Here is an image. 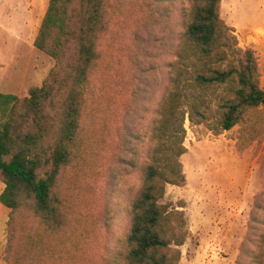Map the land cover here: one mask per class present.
I'll use <instances>...</instances> for the list:
<instances>
[{
    "label": "rangeland",
    "instance_id": "obj_1",
    "mask_svg": "<svg viewBox=\"0 0 264 264\" xmlns=\"http://www.w3.org/2000/svg\"><path fill=\"white\" fill-rule=\"evenodd\" d=\"M49 4L0 0V93L25 99L55 67L34 46ZM187 6L185 0L111 1L109 32L101 39L110 68L98 74L97 107L92 101L86 107L62 180L66 231L49 236L26 210L17 217L19 236L9 255L12 212L0 203V264H116L132 202L143 186L156 112L171 92ZM221 17L239 47L256 52L264 90V0H223ZM181 104L183 115L188 106ZM210 116L214 124L216 108ZM247 116L217 135L185 115L180 162L186 182L167 186L162 201L185 214L189 239L179 264H264V107ZM4 189L0 181V195Z\"/></svg>",
    "mask_w": 264,
    "mask_h": 264
},
{
    "label": "trees",
    "instance_id": "obj_2",
    "mask_svg": "<svg viewBox=\"0 0 264 264\" xmlns=\"http://www.w3.org/2000/svg\"><path fill=\"white\" fill-rule=\"evenodd\" d=\"M111 1L50 0L34 46L55 67L25 99L0 93V181L5 185L0 203L12 212L9 255L19 236L17 217L26 210L49 236L66 231L62 180L73 161L86 107L91 101L97 107L98 74L103 66L110 68L101 39L109 32ZM185 1L187 21L179 60L171 67V92L156 112L143 186L132 202L129 233L116 264L181 261V248L189 239L185 214L162 201L167 186L186 182L180 162L186 153L185 115L192 124L210 125L221 135L264 107L258 56L239 47L221 17L223 0ZM181 103L188 106L183 115ZM213 108L218 113L214 124ZM135 139L143 143L142 135Z\"/></svg>",
    "mask_w": 264,
    "mask_h": 264
},
{
    "label": "crops",
    "instance_id": "obj_3",
    "mask_svg": "<svg viewBox=\"0 0 264 264\" xmlns=\"http://www.w3.org/2000/svg\"><path fill=\"white\" fill-rule=\"evenodd\" d=\"M36 1V4H38V2H39V0H35ZM37 6V5H36ZM39 6V5H38ZM31 19V24H32V19H33V17L32 18H30ZM28 25V24H27ZM33 26V25H32ZM29 30H30V28H29ZM31 30H33V28L31 29ZM30 33H31V31H30ZM30 33H29V35L28 36H25L26 38H29L30 37ZM22 39H24L23 37H22Z\"/></svg>",
    "mask_w": 264,
    "mask_h": 264
}]
</instances>
